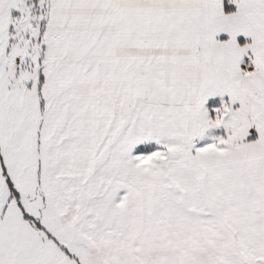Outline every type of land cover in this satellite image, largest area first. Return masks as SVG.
<instances>
[{
  "label": "snow or ice",
  "instance_id": "1",
  "mask_svg": "<svg viewBox=\"0 0 264 264\" xmlns=\"http://www.w3.org/2000/svg\"><path fill=\"white\" fill-rule=\"evenodd\" d=\"M0 264H264V0H0Z\"/></svg>",
  "mask_w": 264,
  "mask_h": 264
}]
</instances>
